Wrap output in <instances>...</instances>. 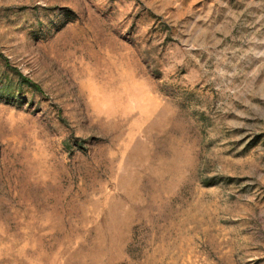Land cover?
<instances>
[{"label":"rangeland","instance_id":"1","mask_svg":"<svg viewBox=\"0 0 264 264\" xmlns=\"http://www.w3.org/2000/svg\"><path fill=\"white\" fill-rule=\"evenodd\" d=\"M0 264H264V0H0Z\"/></svg>","mask_w":264,"mask_h":264}]
</instances>
